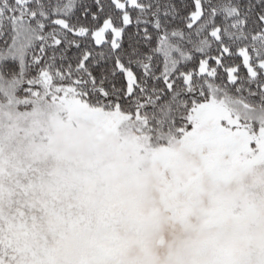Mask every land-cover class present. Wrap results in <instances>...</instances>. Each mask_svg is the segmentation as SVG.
Instances as JSON below:
<instances>
[{
	"label": "snow or ice",
	"instance_id": "snow-or-ice-1",
	"mask_svg": "<svg viewBox=\"0 0 264 264\" xmlns=\"http://www.w3.org/2000/svg\"><path fill=\"white\" fill-rule=\"evenodd\" d=\"M0 264H264V0H0Z\"/></svg>",
	"mask_w": 264,
	"mask_h": 264
}]
</instances>
